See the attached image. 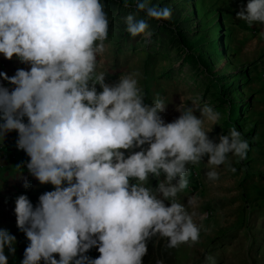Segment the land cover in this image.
<instances>
[{"label":"clouds","instance_id":"clouds-1","mask_svg":"<svg viewBox=\"0 0 264 264\" xmlns=\"http://www.w3.org/2000/svg\"><path fill=\"white\" fill-rule=\"evenodd\" d=\"M136 8L149 20L172 16L148 0ZM236 18L264 24V0H248ZM125 23L133 37L153 35L133 14ZM108 28L101 0H0V54L30 66L12 77L0 73L14 86L0 84V141L15 131L29 174L54 188L35 207L26 195L15 200L17 228L29 241L21 264H143L157 234L169 247L197 242L195 213L177 200L188 187L187 165L207 156L206 175L214 181L219 166H230L229 154L247 156L249 143L234 127L218 143L210 139L221 119L211 106L181 103L179 117L166 123L168 104L159 96L145 103L138 73L106 83L96 69ZM150 176L164 179L153 188ZM15 244L0 229V264H8L5 248L15 255ZM92 248L98 258L86 255Z\"/></svg>","mask_w":264,"mask_h":264},{"label":"rangeland","instance_id":"rangeland-1","mask_svg":"<svg viewBox=\"0 0 264 264\" xmlns=\"http://www.w3.org/2000/svg\"><path fill=\"white\" fill-rule=\"evenodd\" d=\"M117 1L125 5V0ZM138 2L144 0H127L129 6H136ZM148 2L157 8L179 9L181 16L188 21L193 40L203 38L204 45L213 40L217 42V53L206 51V46L202 47V52L207 58L208 69L222 78L218 86L225 89L223 97L240 108L231 122L238 127L236 130L250 148L254 141L247 134L257 123V113L264 102V66L261 62L264 45L254 44L259 29L257 23L250 25L236 18L248 0ZM120 40L119 30L111 32L104 41L105 52L98 56L96 71L105 73L106 83L112 85L122 75L138 73L136 78L143 90L145 103L151 104L159 96L168 104L161 114L166 123L179 117L177 108L181 103L194 109L209 105L221 114V119L209 133L210 139L218 143L221 135L230 132L231 129L222 126L228 116L227 105L217 102L215 96L219 89L212 86L211 78L203 73L205 71H196L187 65L184 54L178 49L137 41L133 44L134 48L126 50L120 47ZM97 91H101L99 85ZM195 114L200 116L199 111ZM207 127L212 125L207 124ZM128 154L125 152L126 156ZM250 159L248 152L243 160L229 154L230 166H219L216 169L219 179L214 181L206 175L210 170L207 156L199 164H188V187L178 193L177 200L190 213H195L194 222L201 226L199 239L169 247V240L157 234L147 243L148 251L143 257V264H264V204L257 199L255 201L253 196V182L258 177L255 178V165ZM163 179V176H150L149 185L155 188ZM46 188V192L54 190L51 184H47ZM39 196L36 194L35 204L39 203ZM189 201H192L191 204ZM165 204L170 206L169 201ZM0 229L16 237L15 255L5 248L8 264H21L17 249L26 236L17 228L14 212L8 215L7 221L0 220Z\"/></svg>","mask_w":264,"mask_h":264},{"label":"crops","instance_id":"crops-1","mask_svg":"<svg viewBox=\"0 0 264 264\" xmlns=\"http://www.w3.org/2000/svg\"><path fill=\"white\" fill-rule=\"evenodd\" d=\"M257 25L259 29L254 44L258 43L261 47L264 45V24L257 22ZM242 33L247 34V32ZM261 58H263L261 62L264 66V57L261 56ZM18 69L30 70V66L20 63L16 57L8 60L0 54V73H6L7 76L12 77ZM0 84L10 90L14 88L2 77H0ZM25 122H27L26 118ZM249 134L254 143H252L248 153L252 158L250 159L251 163L255 165V178L258 177V180L254 179L255 182H253V196L255 201L257 199L259 203L264 204V102L259 107L257 123L253 125ZM17 139L18 134L13 131L8 133L0 144V220L5 221H7L8 215L12 212L15 213V200L18 196L26 195L35 207L37 205L35 204L36 194L41 195L47 189V184L41 185L35 177L29 174L26 163L30 158L24 151L17 148ZM17 166L20 169H17ZM25 183L28 187H25Z\"/></svg>","mask_w":264,"mask_h":264},{"label":"trees","instance_id":"trees-1","mask_svg":"<svg viewBox=\"0 0 264 264\" xmlns=\"http://www.w3.org/2000/svg\"><path fill=\"white\" fill-rule=\"evenodd\" d=\"M101 3L104 5V10L107 13L109 21L108 36L111 32L119 30L121 34L120 47L126 48V50L131 49L135 47L133 44L139 41V43L145 45L166 46L168 49L172 50L178 49L184 54V60L187 65L191 66L196 71H205L203 73L211 78L213 83L212 86L218 87L219 89L218 94L215 96L217 102L222 105L226 104L228 108V116L227 120L222 125L223 128H238L235 124H232L231 119L240 111V108L238 109L235 102L226 100L223 97L225 89L218 86L222 78L217 77L214 71L208 69L207 58L202 52V47L206 46V51L211 52V54L217 53L218 44L216 41L213 40L210 44L204 45L202 43L204 40L203 38H199L196 41L193 40L191 38V29L188 21L181 16L179 9L170 8L172 12L171 19L167 21H155L149 20L145 13L138 12L136 6L125 7L124 4H121L117 0H101ZM129 14H133L137 20L144 19L149 23L150 30L153 33L151 38L145 39L142 38V36L133 37L126 31L125 18ZM243 137L246 136L243 135ZM247 137L250 138V134H247ZM28 244L29 241L25 238L20 244L19 249H17L18 262H22L24 251ZM86 255L95 259L99 257L100 253L97 248H92ZM56 258L59 259V256L57 255ZM41 264H43V261H41Z\"/></svg>","mask_w":264,"mask_h":264}]
</instances>
